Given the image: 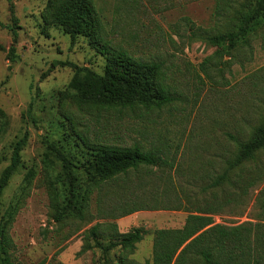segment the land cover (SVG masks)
Wrapping results in <instances>:
<instances>
[{
  "label": "rangeland",
  "instance_id": "rangeland-1",
  "mask_svg": "<svg viewBox=\"0 0 264 264\" xmlns=\"http://www.w3.org/2000/svg\"><path fill=\"white\" fill-rule=\"evenodd\" d=\"M48 2L0 0V110L6 116L0 175L14 145L26 138L20 165L0 198V221L12 214L10 264H152L153 232L184 224L188 213L174 209L179 198L191 210L205 202L221 204L211 217L226 228L264 224V149L233 171L239 184L200 191L235 156L229 136L248 140L264 118V27L230 53L227 43L218 47L208 40L232 30L236 12L249 0H93L109 46L160 64L171 88L162 106L134 110L75 104L66 90L75 73L72 64L102 75L105 58L84 37L71 40L55 26L43 31ZM11 46L12 62L6 59ZM63 114L73 117L78 132L122 146L158 147L172 162L120 176L115 186L94 190L82 218L56 222L55 206L65 201L70 180L60 152L79 153L63 140V134H72ZM77 158L70 159L75 166ZM71 172L79 181L86 177L81 167L72 166ZM248 178L254 184L242 194L237 185ZM133 208L142 210L114 219ZM98 223H115L119 233L143 228L147 234L121 261L118 248L105 253L93 247L88 230Z\"/></svg>",
  "mask_w": 264,
  "mask_h": 264
},
{
  "label": "trees",
  "instance_id": "trees-1",
  "mask_svg": "<svg viewBox=\"0 0 264 264\" xmlns=\"http://www.w3.org/2000/svg\"><path fill=\"white\" fill-rule=\"evenodd\" d=\"M221 10V6H217ZM43 31L48 27L60 28L71 40L84 37L99 53L104 55L105 65L102 75L87 68L73 65L75 70L66 90L78 107L101 109H129L134 107H160L170 100V87L165 84L161 65L143 61L125 51L113 49L102 36L100 16L93 0H49L45 7ZM260 27H264V0H249L242 12H236V21L230 31L208 38L210 44L220 47L227 43L226 50L230 53L237 45L247 44L248 37ZM17 34L13 31L15 42ZM15 48L11 46L6 59H15ZM73 117L63 114V120L69 122L72 134L65 133L63 140L76 150L78 156L65 148L60 152L62 168L69 174L66 196L63 204L55 206L54 220L62 222L68 217H83L88 207L90 195L94 190H102L104 186H115L120 176H128L130 172H138L141 168H161L171 164V156L164 150L135 142L130 146H122L99 136H89L88 132H78L73 128ZM63 126V124L61 123ZM6 126V116L0 110V135ZM73 135V138H72ZM235 145V156L225 162L222 173L210 183L200 187L201 193L222 188L226 185L239 184L233 181L234 170L255 158L264 149V118L253 128L248 140L229 136ZM25 136L13 148L10 164L0 175V198L12 175L20 165V151L25 145ZM71 142V144H70ZM77 158L79 166L71 162ZM81 167L85 179L79 181L71 172V167ZM87 185H86V183ZM244 184L237 185L242 194L254 184L248 178ZM188 202L189 197L184 196ZM174 209L187 212L184 224L178 229H157L152 237V264H188L192 259L200 264H264V224L244 223L230 228L214 224L211 215L220 209L221 204L205 202L199 208H191L179 202ZM142 208H133L114 219L131 215ZM12 214L8 219L0 221V264H10L8 250L11 240L8 227ZM95 240L93 247L105 253L114 248L119 250V260L125 261L134 253L136 244L147 234L143 228H133L128 232L119 233L115 223L95 224L88 230ZM108 239L103 246L97 239ZM88 248H82L85 252ZM102 264H109L104 261Z\"/></svg>",
  "mask_w": 264,
  "mask_h": 264
}]
</instances>
